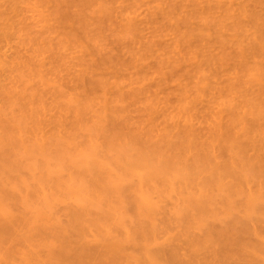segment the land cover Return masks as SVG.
I'll use <instances>...</instances> for the list:
<instances>
[{
  "label": "rangeland",
  "instance_id": "1",
  "mask_svg": "<svg viewBox=\"0 0 264 264\" xmlns=\"http://www.w3.org/2000/svg\"><path fill=\"white\" fill-rule=\"evenodd\" d=\"M1 208L0 264H264V0H0Z\"/></svg>",
  "mask_w": 264,
  "mask_h": 264
},
{
  "label": "bare ground",
  "instance_id": "2",
  "mask_svg": "<svg viewBox=\"0 0 264 264\" xmlns=\"http://www.w3.org/2000/svg\"><path fill=\"white\" fill-rule=\"evenodd\" d=\"M94 81H95V80H94ZM99 81H100V80H99ZM102 82H103V81H102ZM133 161H134V160H133ZM136 164H137V163H135V165H136ZM0 210H3L4 214H5V212H7V211H6L7 209L4 210V208H3V209L1 208ZM250 210H252V209L250 208ZM1 212H2V211H0V213H1ZM3 212H2V213H3ZM77 215H78V213H77ZM0 225H1V224H0ZM8 226H9V225H8ZM1 227H2V228H5L4 226H0V229H1V230H3ZM6 228H7V227H6ZM1 232H2V231H1ZM1 232H0V237H1L2 240H3V237H4V236L1 234ZM231 234H232V231H231ZM1 235H2L3 237H2ZM230 236H231V235H230ZM1 238H0V242H1ZM66 249H68V248H64L63 251L66 250ZM66 252H67V251H66Z\"/></svg>",
  "mask_w": 264,
  "mask_h": 264
}]
</instances>
